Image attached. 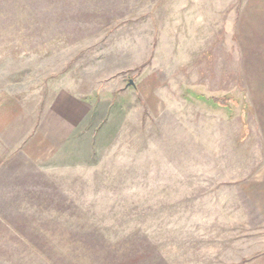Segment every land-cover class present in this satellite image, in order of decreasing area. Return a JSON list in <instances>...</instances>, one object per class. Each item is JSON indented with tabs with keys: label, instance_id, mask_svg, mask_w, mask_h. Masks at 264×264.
I'll return each mask as SVG.
<instances>
[{
	"label": "rangeland",
	"instance_id": "rangeland-1",
	"mask_svg": "<svg viewBox=\"0 0 264 264\" xmlns=\"http://www.w3.org/2000/svg\"><path fill=\"white\" fill-rule=\"evenodd\" d=\"M242 2L0 0V93L66 138L33 159L0 141V264L264 254Z\"/></svg>",
	"mask_w": 264,
	"mask_h": 264
},
{
	"label": "crops",
	"instance_id": "crops-1",
	"mask_svg": "<svg viewBox=\"0 0 264 264\" xmlns=\"http://www.w3.org/2000/svg\"><path fill=\"white\" fill-rule=\"evenodd\" d=\"M236 30L245 75L255 77V81L251 80V85L255 87V134L262 140L260 150L263 161L261 163L259 159L255 164V208L264 219V0H243L237 15ZM22 112L21 104L12 94L0 93V141H10L11 144L18 142L17 146L32 159L34 156L51 157L52 148L60 146V142H65L66 138L61 139L52 132L50 139L37 138L41 127L34 131L35 124L29 125ZM31 129L34 133L27 138L29 134H25ZM249 264H264V254L256 256Z\"/></svg>",
	"mask_w": 264,
	"mask_h": 264
},
{
	"label": "water",
	"instance_id": "water-1",
	"mask_svg": "<svg viewBox=\"0 0 264 264\" xmlns=\"http://www.w3.org/2000/svg\"><path fill=\"white\" fill-rule=\"evenodd\" d=\"M128 85H131L132 86L133 85V82L132 81H129Z\"/></svg>",
	"mask_w": 264,
	"mask_h": 264
},
{
	"label": "trees",
	"instance_id": "trees-1",
	"mask_svg": "<svg viewBox=\"0 0 264 264\" xmlns=\"http://www.w3.org/2000/svg\"><path fill=\"white\" fill-rule=\"evenodd\" d=\"M214 102L218 104V100H215V99H214Z\"/></svg>",
	"mask_w": 264,
	"mask_h": 264
}]
</instances>
